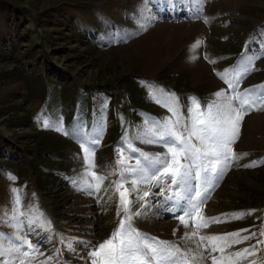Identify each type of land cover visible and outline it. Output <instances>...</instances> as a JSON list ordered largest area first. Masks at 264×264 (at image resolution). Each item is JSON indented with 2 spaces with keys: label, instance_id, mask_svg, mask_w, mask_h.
Masks as SVG:
<instances>
[{
  "label": "rangeland",
  "instance_id": "374dc122",
  "mask_svg": "<svg viewBox=\"0 0 264 264\" xmlns=\"http://www.w3.org/2000/svg\"><path fill=\"white\" fill-rule=\"evenodd\" d=\"M197 41L202 43L193 48ZM262 47L264 0H0V216L11 214L10 189L16 188L27 214L21 219L50 222L47 230L29 231L24 224L21 235L39 249L32 264H90L89 245L109 238L120 219L115 161L125 134L143 152L165 151L136 139L147 120L171 115L154 97L163 95L161 89L174 92L185 116L189 97L206 107L217 91L232 94L217 73H231ZM253 67L237 92L264 83V56ZM45 121L63 130L46 128ZM92 138H99L93 170L104 179L101 190L89 194L82 185L80 143ZM233 148L248 155L234 161L209 191L204 215L222 222L200 234L255 233L227 250L255 246V255L241 262L252 264L264 261V243H258L264 241V109L244 117ZM253 161L257 166L244 167ZM139 189L150 194H133L132 210L140 213L133 226L182 250L195 248L177 240L184 236L181 213L160 215L170 207V193L161 195L152 185ZM239 212L251 214L231 218ZM152 220L167 228H150ZM13 232L0 224V233ZM203 264H211L210 258Z\"/></svg>",
  "mask_w": 264,
  "mask_h": 264
},
{
  "label": "snow or ice",
  "instance_id": "6c2138e0",
  "mask_svg": "<svg viewBox=\"0 0 264 264\" xmlns=\"http://www.w3.org/2000/svg\"><path fill=\"white\" fill-rule=\"evenodd\" d=\"M208 22V18H205V23ZM201 43L202 41H197L193 48L199 47ZM260 56H264V47L259 55L244 56L231 73L229 70L217 73L232 94H226L223 89L217 91L214 93L216 99L203 108L197 98L189 97L191 105L186 109V116L181 112L179 98L174 92H164L161 89L163 95L154 97L155 102L165 107L171 115L147 120V126L142 130L143 135H137L136 139H140L142 143L161 146L165 151L154 155L143 152L134 147L127 133L125 134L123 146L116 149L118 159L115 161L116 171L121 177L115 182V193L118 195L117 215L120 219L109 238L98 245H89L90 264H203L208 258L211 264H241L248 256L255 255V246L234 252L227 251L256 235L251 233L241 236V231L247 232V229L222 235H201L200 232L214 223L222 222L219 217H206L203 207L209 191L216 186L232 163L248 155L236 153L233 148L239 139L244 117L250 111L264 109V83L244 89L243 92L236 91L240 81L256 70L253 64ZM44 126L53 127L56 131L63 130L62 125L56 126L48 121L44 122ZM97 144L99 138L80 143L86 165L82 185L90 190L89 194L99 192L104 179L93 170ZM134 153H138V156L131 155ZM134 158L135 164H129L128 161ZM255 166V161L244 165ZM125 174L131 176V179L128 180ZM7 178L10 181L16 179L11 174ZM125 183H130L131 187L126 188ZM142 184L160 187L161 195L170 193L165 195V202L170 205L165 210L181 213L177 218L184 228L190 229L182 239L186 245L195 244V248L186 246L182 250L176 243L159 240L133 226L134 216L140 215L132 210L133 194L139 199L150 194L143 191L141 195L139 186ZM10 191L15 194L11 214L5 212L0 216V224L12 227L14 232L11 235L0 233V264H32L39 249L26 235H21L24 224L27 223L29 231H34L37 227L47 230L51 228V224L47 220L41 225L32 219H21L26 218L27 214L20 208V190L11 188ZM250 214L239 212L230 215L233 219H241ZM260 235L264 236V231ZM66 247L71 249V242ZM205 253L208 254L207 257ZM41 264L47 262L42 261ZM252 264H264V261H252Z\"/></svg>",
  "mask_w": 264,
  "mask_h": 264
},
{
  "label": "bare ground",
  "instance_id": "6f19581e",
  "mask_svg": "<svg viewBox=\"0 0 264 264\" xmlns=\"http://www.w3.org/2000/svg\"><path fill=\"white\" fill-rule=\"evenodd\" d=\"M156 153H158V149L156 150ZM164 211H165L164 213H161V212H160V213H161L160 215H164V214H166V210H165V209H164ZM157 218L160 219V217H158V216H157ZM152 223H153V224L150 226V228H152V229H156V228L164 229V228H167V227H166L167 225H166L165 223H162V224H161V223H156L155 220H154V221L152 220ZM164 224H165L166 226H165ZM180 227H181V230L183 231V234H185L186 232H189V231H187V230H188L187 228H184V226H180ZM182 231H181V232H182ZM183 237H184V236H183ZM183 237H182V238H183ZM182 238L177 239V240L183 241ZM175 241H176V240H175ZM173 242H174V241H173ZM189 245H190V244H189ZM185 247H186V246H185ZM192 248H194V247H192Z\"/></svg>",
  "mask_w": 264,
  "mask_h": 264
}]
</instances>
